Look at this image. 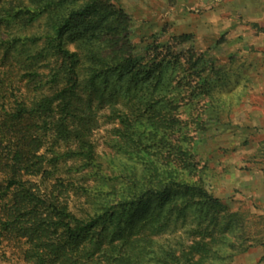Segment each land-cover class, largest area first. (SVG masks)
Instances as JSON below:
<instances>
[{"label": "trees", "instance_id": "16d2710c", "mask_svg": "<svg viewBox=\"0 0 264 264\" xmlns=\"http://www.w3.org/2000/svg\"><path fill=\"white\" fill-rule=\"evenodd\" d=\"M131 35L113 0H0V239L23 241V264H232L251 240L264 246L246 214L208 190L180 118L200 111L199 127L222 108L214 93L227 66L181 48L190 35L154 36L140 54ZM80 90L128 101L113 157L95 151L97 116ZM49 138L74 147L44 151ZM70 160L91 185L56 178ZM38 178H55L50 191ZM70 188L88 206L80 216ZM178 230L189 243H163Z\"/></svg>", "mask_w": 264, "mask_h": 264}, {"label": "rangeland", "instance_id": "374dc122", "mask_svg": "<svg viewBox=\"0 0 264 264\" xmlns=\"http://www.w3.org/2000/svg\"><path fill=\"white\" fill-rule=\"evenodd\" d=\"M113 1L131 19L136 54L144 52L154 36L161 43H172L173 37L190 35L191 40L181 48L203 52L227 66L226 81L214 93L222 108L205 111L199 127L192 121L200 111H179L180 118L190 122L189 145L210 193L231 210L246 214L249 231L257 233L251 234L252 239L264 241V33L260 32L264 28V0ZM80 94L79 104L85 107L91 100L97 116L92 135L97 155L102 160L113 157L115 131L120 127L116 115L127 112L128 101L121 98L112 105L84 90ZM47 141L44 151L55 148L63 152L74 147L73 142L61 141L53 148L54 140ZM48 156H53L50 151ZM77 165L71 160L61 163L56 178L75 189L91 185L87 170H69ZM54 179L48 183L39 178L35 181L43 191H50ZM66 197L77 216L87 209L81 191L70 188ZM161 240L173 247L190 242L182 230L167 233ZM248 244L254 246L232 264H264V246L253 240ZM24 249L23 241L0 239V264H23Z\"/></svg>", "mask_w": 264, "mask_h": 264}]
</instances>
